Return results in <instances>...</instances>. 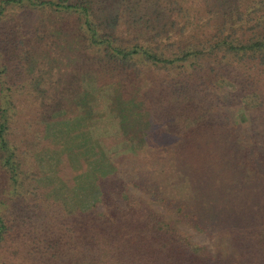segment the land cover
Returning <instances> with one entry per match:
<instances>
[{
  "label": "trees",
  "instance_id": "1",
  "mask_svg": "<svg viewBox=\"0 0 264 264\" xmlns=\"http://www.w3.org/2000/svg\"><path fill=\"white\" fill-rule=\"evenodd\" d=\"M0 264H264V0H0Z\"/></svg>",
  "mask_w": 264,
  "mask_h": 264
},
{
  "label": "rangeland",
  "instance_id": "2",
  "mask_svg": "<svg viewBox=\"0 0 264 264\" xmlns=\"http://www.w3.org/2000/svg\"><path fill=\"white\" fill-rule=\"evenodd\" d=\"M68 38L71 39V37H69V36H68ZM63 63L66 65V64H67V61L64 59ZM73 63H74V62H73ZM252 104H253V103H251V104L249 103V104H248V108H247L248 110H247V113H250L251 111L258 110V109H257V106H252ZM45 105H46V104H45ZM240 105L243 106V104H240ZM240 105H239V106H240ZM244 108H245V107H244ZM259 111L263 113V110H262L261 108L259 109ZM240 112H241V111H238V112H236L234 115H231V118H232V121H233V122H236V120L238 121V118H239L238 115H239ZM69 171H70V170H69ZM71 172H72V174H73V171H70V173H71Z\"/></svg>",
  "mask_w": 264,
  "mask_h": 264
}]
</instances>
